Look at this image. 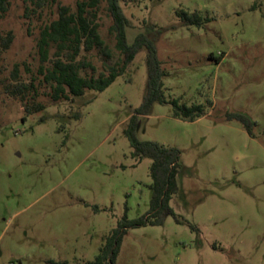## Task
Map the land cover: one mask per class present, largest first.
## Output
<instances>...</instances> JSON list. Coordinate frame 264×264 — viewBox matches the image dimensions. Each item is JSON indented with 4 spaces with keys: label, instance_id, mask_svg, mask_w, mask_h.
I'll list each match as a JSON object with an SVG mask.
<instances>
[{
    "label": "rangeland",
    "instance_id": "374dc122",
    "mask_svg": "<svg viewBox=\"0 0 264 264\" xmlns=\"http://www.w3.org/2000/svg\"><path fill=\"white\" fill-rule=\"evenodd\" d=\"M76 1L35 11L13 0L0 13V264H87L118 229L113 264H264V0L121 1L127 44L154 38L164 72L165 103L137 117L135 137L178 151L174 216L158 226L128 225L148 217L152 196V161L126 135L146 91L145 49L72 102L53 101L39 73L40 29ZM98 17L105 49L83 53L86 77L122 59L105 2ZM17 83L32 85L23 100L10 94ZM173 100L205 114L174 118ZM23 103L44 109L25 116ZM227 114L249 117L252 135Z\"/></svg>",
    "mask_w": 264,
    "mask_h": 264
},
{
    "label": "trees",
    "instance_id": "16d2710c",
    "mask_svg": "<svg viewBox=\"0 0 264 264\" xmlns=\"http://www.w3.org/2000/svg\"><path fill=\"white\" fill-rule=\"evenodd\" d=\"M13 0H0V13H5ZM33 10H42L55 5L57 0H24ZM122 0H77L75 7L57 4V17L45 24L39 32L37 50L40 59L39 73L44 82L51 87L53 101H73L83 96L86 90L101 92L105 90L118 75L123 73L141 49L146 51V91L141 105L133 110L126 131L134 156L138 159L149 157L151 165L149 176L151 178L150 190L152 193L150 210L147 218L128 222L129 226L162 225L167 216H174L169 202L172 195L177 192L176 174L178 168V151L166 148L153 142H139L135 137L137 117L147 115L153 104L165 103L163 93L164 72L157 56L155 39L145 34H138L134 43L128 45L126 29L128 19L121 7ZM102 2L106 3V11L111 18L110 33L115 39V49L121 54L120 64L110 66L107 73H100L97 77L81 75L84 69H93L83 53L93 49L104 50V42L99 35L98 9ZM185 24L200 26L201 17L196 13L180 12ZM6 49L11 42V35L1 40ZM32 85L17 83L11 90V95L24 99ZM174 118L193 122L205 114L203 105L187 106L179 104L178 100L171 101ZM44 109L40 103H23L25 116H30ZM228 120H236L243 124L249 135H252L254 123L243 114H227ZM77 118V117H76ZM22 120H25L22 118ZM127 225V224H126ZM125 231H114L106 239L105 245L100 249L94 260L87 264H113L117 254L118 244ZM55 264L54 262H50ZM58 264H68L66 262Z\"/></svg>",
    "mask_w": 264,
    "mask_h": 264
}]
</instances>
